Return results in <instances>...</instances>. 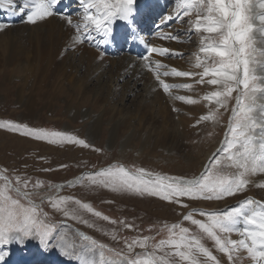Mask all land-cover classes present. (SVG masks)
<instances>
[{"label": "rangeland", "instance_id": "obj_1", "mask_svg": "<svg viewBox=\"0 0 264 264\" xmlns=\"http://www.w3.org/2000/svg\"><path fill=\"white\" fill-rule=\"evenodd\" d=\"M174 7L173 1L166 4L163 13L170 12ZM163 13L161 16L158 15V19L164 15ZM141 16L143 18V14ZM23 20L25 21V18ZM189 20L194 21L195 14L183 17L182 21L177 19L167 21L164 28L171 31L162 38L188 50L177 53L168 44L166 45L170 50L168 55L161 57L152 54L148 57L147 63H151L153 67L157 62L165 66L160 69L161 73L172 68L192 73L202 72V68H196L194 65L196 55H203L199 53V47L201 35L204 34L192 30ZM20 22L15 23L19 30L0 29V122L9 121L33 129L74 135L84 139L90 147L49 144L0 129V172H5L13 180L17 175L30 180V190L36 181H40L43 187L35 191L41 195L79 199L81 203L89 204L94 211L109 218V221H105L81 209L78 213L79 220L68 219L46 202L42 207L48 214L49 222L56 225L54 239L64 237L61 243L80 248L85 243L80 238L82 233L106 245L107 248L127 252L126 240L130 242L134 238L147 236L153 237L150 243L155 244L161 239H167V231H162L165 225L181 223L182 226L188 227L191 233L201 237L204 246L220 264H230L227 257L216 249L213 241L201 234L195 226L183 221V215L195 212L197 215L194 218L204 221L206 218L198 214L202 211L223 212L248 199L264 202V188L257 187L258 184L264 183V174L249 176L247 188L233 197L210 201L184 199L183 203L188 205L187 208L156 197L112 191L89 185L87 181L82 183L77 181L81 176L94 174L113 165L124 166L132 172L136 168H143L154 174L182 179L199 177L210 165L213 154L225 140L230 110L235 100L228 101V110H219L217 121H201L202 115H207L216 108L214 103L205 101L203 96L219 90L218 86L197 83L199 76L182 79L162 76L166 83L176 85L170 94H166L159 87L153 72L145 71L147 68H144L143 72L138 71L134 79H129V76L133 77L131 73L123 72L122 77L126 81H121L117 78L116 72L107 71L111 67L114 69L113 60H119L125 52H120L122 54L117 56L111 50L104 51L103 47H100L98 52L92 50L99 54L98 58L92 60L88 58L89 53L82 55L83 52L72 44L65 48L60 46L59 52H62L59 53L60 57L36 76H32L34 73L25 76L21 72H12L29 62L26 61L29 51H32L30 54L34 56L35 51L37 52L36 43L39 41L38 37L31 33L32 25ZM40 24L45 26L46 20L37 26ZM37 32L42 38V32ZM143 33L140 32L141 38ZM24 35L28 38L27 41ZM169 35L178 36L179 39H167ZM44 38H47V34ZM151 41L150 39L144 43L147 44V49L160 48L158 45H152ZM94 43L92 40V44ZM146 48L144 51L141 50L144 56L148 55ZM178 62L183 66L181 69L177 67ZM33 63L36 68L37 64ZM89 63L91 64L88 65ZM95 65L100 67L93 68ZM35 68L33 66V69ZM96 71L104 74L101 86H97L94 77ZM118 73L120 74V71ZM24 77L27 78L29 85L23 83ZM183 84H190L192 87L180 88L179 86ZM235 95L233 93V97ZM174 96H184L195 100L196 103L189 105L176 101L172 98ZM23 107H31L33 114L28 116L27 109ZM229 163L226 160L221 162L225 175L236 172L235 168L227 167ZM57 187L60 189L59 192L55 191ZM34 200L39 203V197H34ZM68 207L77 206L69 204ZM83 220H87L88 224L81 222ZM126 225L132 227L128 228ZM237 227L242 228L243 224ZM113 235L117 239L114 240ZM221 235L223 238V234ZM227 238L241 239L237 233H232ZM32 241L42 248V252H37L40 257L45 251L43 249L49 248L43 246L38 238L27 239L23 245L27 247ZM60 245L57 246L62 251ZM50 248L54 250L55 242ZM5 250L10 252L7 248ZM148 250L151 251V248ZM141 251L143 250L139 248L134 249L136 253ZM48 257L53 258V254ZM42 259H47L46 254ZM235 264L253 262L247 253L241 250Z\"/></svg>", "mask_w": 264, "mask_h": 264}, {"label": "snow or ice", "instance_id": "obj_2", "mask_svg": "<svg viewBox=\"0 0 264 264\" xmlns=\"http://www.w3.org/2000/svg\"><path fill=\"white\" fill-rule=\"evenodd\" d=\"M60 2L23 0L18 13L24 14L27 10V22L35 24L57 15L55 9ZM79 3L82 13L78 21H74L71 16L62 17L74 30L75 35L71 37L73 47L83 43L85 38H93V33L105 40L110 39L112 25L116 21L125 22L135 34L137 0H79ZM5 6L16 8L14 0H0V8ZM176 9L175 17L167 15L163 21H182L183 17L195 14V20H189L188 23L196 33L204 34L201 35L199 47V53L203 55H196L194 65L202 68V72L192 73L172 68L161 73L160 69L165 66L159 62L154 67L146 63L145 68L153 72L159 87L166 94H170L176 85L166 83L162 76H199L197 83L218 86L219 90L203 96L205 101L214 103L216 108L202 115L201 121H217L219 110H228V101L235 100L222 146L197 178L164 176L143 168H136L132 172L124 166L113 165L94 174L81 176L77 183L87 181L92 186L156 197L187 208L184 199L210 201L233 197L247 188L249 176L264 174V0H177ZM4 27L0 25V29ZM166 38L179 39L171 35ZM147 52L148 55L143 57L146 61L152 54L164 57L170 50L149 47ZM179 87L190 89L192 85L183 84ZM233 93L236 94L234 97ZM172 98L189 105L196 103L184 96ZM0 129L49 144L90 147L84 139L74 135L33 129L9 121L0 122ZM223 160L230 162L227 167L236 169L234 174L223 173ZM29 185L28 179L17 175L13 180L5 172H0V264L8 255L5 249L11 244H23L27 239L38 238L43 246H52L56 225L49 222L48 214L43 211L42 205L46 202L68 219L79 220L78 213L82 209L109 221L107 216H102L79 199L41 195L35 191L43 187L40 181L32 185V190ZM257 187L264 188V183ZM59 190V187L55 189L56 192ZM34 197H39V203ZM69 204L77 207L69 208ZM198 214L206 219H195L197 213L188 212L183 215V221L189 222L213 241L216 249L227 257L230 264H235L241 250L247 253L253 264H264V202L248 199L223 212L202 211ZM81 222L88 224L87 220ZM239 224H243V227H237ZM163 230L167 231V239H161L155 244L150 243L154 238L147 236L134 238L130 242L126 240L127 252L107 248L82 233L80 238L85 243L80 248L63 243L60 246L65 255L75 257L79 264H220L204 246L201 237L191 233L188 227L172 223L170 226L165 225ZM232 233H237L241 239H228L227 236ZM112 238L117 239L115 235ZM60 240L63 241L64 237H60ZM136 248L143 251L136 253Z\"/></svg>", "mask_w": 264, "mask_h": 264}, {"label": "bare ground", "instance_id": "obj_3", "mask_svg": "<svg viewBox=\"0 0 264 264\" xmlns=\"http://www.w3.org/2000/svg\"><path fill=\"white\" fill-rule=\"evenodd\" d=\"M172 1L175 3L174 9H172L168 13L165 12L164 14L163 9L166 7V4H170L172 3ZM14 3L16 5L15 9L8 6L0 8V25L5 26L3 29L19 30V28H16L17 25L15 26V23L20 21L21 24L23 23L28 24L26 19L27 10L25 11L24 14L18 13L19 7L23 5V0H14ZM176 4H177V0H137L136 6L138 8V15L135 18L136 19L135 30H134L135 34L133 33L130 34L127 31L125 22L116 21L112 25L114 31L113 38H110L109 40H105L96 33H93L92 34L93 38L91 39L85 38L83 43L75 45V47L79 48L81 53L83 52L82 55L89 53L88 58L92 60L98 58L99 54L95 53L94 51L98 52L100 50L99 49L100 47L104 48L108 46V48L113 52V54H117V56L118 54L119 55L122 54L120 52H125V54L120 56L121 58H119V60L118 59L113 60L115 64L114 69L111 67L110 70L108 69L107 72L108 73H110L111 71L116 72L118 74L117 78L121 81H126L124 77H122L123 72H129L133 75V77L129 76V79H134L136 77V73H138V71L141 72L145 68V64L149 61V59L147 61L144 60L143 59L144 55L141 53V50L144 51V49L146 48L147 44H144L146 41L151 39L152 45H158L163 48H166V45L169 44L173 47L175 52L177 51V53H179V51L185 52L188 50V48L184 46H181L174 42H168V40L162 39L167 32L169 33L171 31V29H169L168 31L164 28L166 22L163 21V17L167 15H171L175 17L177 11ZM55 11H57V15L46 19L45 26L43 24L37 26L39 23H42L43 21H38L37 23H35V26L33 24H29L32 25L33 27L31 33L34 34V36L38 37L39 39V41H37L36 43L37 52L35 51V55H34L35 57H34L30 54L32 51L31 52L29 51V55L27 56L28 60H26L29 62H27L24 66L22 65V68L14 70L12 72H18V73L21 72L25 76L34 73V75L32 74V76H36L37 73L43 71V68H45L48 65H51L52 62L55 61V59H58L60 57L59 53L62 54V52H59L61 51V49H59L60 46L61 48H65L68 44H72L71 37L75 35L74 30L68 26L67 21L62 17L69 14L71 15L74 21H78L82 13V7L79 3V0H61L59 5L56 7ZM162 13L164 15H162V17L158 19V15L161 16ZM141 14H143L144 19H141ZM24 18L25 21L23 20ZM38 28H40V30ZM37 31H39V33L42 32L41 35L42 38L38 35ZM140 32H144L142 38L140 37ZM46 34H47V38L45 39L44 35L46 36ZM24 39L27 41L28 38H26L25 36ZM92 40L95 41L94 44H92ZM177 48H179L180 50H178ZM30 61L35 62L37 64V67L35 68L34 63ZM90 64L91 63H89L88 65ZM18 65H20V63ZM33 66L35 69H33ZM95 67L97 66L96 65L93 66V68ZM99 67L100 66H98L97 68ZM177 67H179L180 69L181 67H183L181 62L177 63ZM93 68H90V70ZM105 71L106 70H104V74ZM118 71H120V74L118 73ZM145 71H149V70L147 69ZM104 74L103 72L99 73L98 71L94 73V77H96L97 86H101V79L104 77L102 76ZM24 78H25L24 80L22 79L23 83L25 85H29L27 78L26 77ZM127 85L130 86L129 84ZM148 94L149 93H147V95ZM23 108L27 109L26 113L28 114V116H31L33 114V111L30 109L31 107L30 108L23 107ZM25 115L26 114H24V116ZM53 242H55L54 250H52L50 246L47 249L44 248L43 250L45 251L43 252L41 257L40 254H37V252L38 253L42 252V248L38 247V245L33 241L30 243L29 246H27L28 248L23 244H15V243L11 244L7 247V250H9L10 252L5 257V260L2 262V264H74V263L79 264V261L75 257L65 255L63 250L60 251V248L57 245H60L62 241H60L59 238L54 239L52 243ZM12 246H18L20 248L18 247L16 248ZM25 250H27V252H24ZM45 254L47 256V259H42ZM52 254H53V258L48 257Z\"/></svg>", "mask_w": 264, "mask_h": 264}]
</instances>
